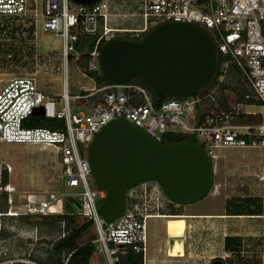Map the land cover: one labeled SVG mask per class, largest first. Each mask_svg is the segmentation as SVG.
<instances>
[{
    "label": "built area",
    "instance_id": "obj_1",
    "mask_svg": "<svg viewBox=\"0 0 264 264\" xmlns=\"http://www.w3.org/2000/svg\"><path fill=\"white\" fill-rule=\"evenodd\" d=\"M110 3L111 0H103L83 7L73 5L70 0H0V21L32 32L34 36L41 30L60 39V67L56 70L62 81L61 94L55 97L39 89L37 69L29 76L6 82L0 79V142L56 151L63 185L74 191L66 197L77 198V215L92 222L95 264H120L128 250L141 254L144 259L146 221L168 202L156 183L147 182L125 193V211L118 220L110 222L102 217L98 206L108 193L94 181L88 152L95 135L109 122L124 119L159 144L166 134L192 135L211 161L215 159L214 150L220 147L254 149L264 155V0H141L142 24L129 29L110 27ZM165 22L193 23L205 28L216 41L219 58L224 59L219 82L229 64H234L256 103L243 105L228 101L225 107L221 106L215 89L202 97L167 99L159 103L147 88L129 82L83 90L74 96L69 94V60L76 63L84 60L88 72H100L98 59L102 44L118 38L117 35L143 36ZM82 37L96 38L91 51L76 50ZM42 56L35 54L33 60L39 64L42 59L49 64V57ZM7 59L11 60L10 54ZM254 107L260 110L252 111ZM39 108L43 115L35 113ZM81 108L87 110L86 115L79 112ZM31 116L62 120L64 128L25 127V121ZM241 116L248 119L241 121ZM3 170L10 172V167L5 166ZM259 179L264 183V167ZM0 191L10 194L13 188L4 185ZM7 202L9 206L13 204L11 198ZM62 203V198L53 194L29 197L17 211L9 208L0 217L18 219L62 214ZM261 219L260 245L251 253L256 264H264V214ZM7 256L0 251V264H15L14 260L5 261ZM70 256L62 264H68ZM234 256L233 252H224L221 260H233Z\"/></svg>",
    "mask_w": 264,
    "mask_h": 264
},
{
    "label": "water",
    "instance_id": "obj_2",
    "mask_svg": "<svg viewBox=\"0 0 264 264\" xmlns=\"http://www.w3.org/2000/svg\"><path fill=\"white\" fill-rule=\"evenodd\" d=\"M70 1L89 7L103 0ZM219 62L216 41L205 28L177 22L158 24L138 40H110L101 46L98 59L101 74L110 82L139 78L161 100L195 98L209 89ZM35 113L43 115L41 108ZM88 163L96 184L108 193L98 210L110 222L124 214L125 193L143 183L155 182L179 205L201 201L213 184L212 161L200 144L161 145L124 119L109 122L95 135Z\"/></svg>",
    "mask_w": 264,
    "mask_h": 264
},
{
    "label": "rangeland",
    "instance_id": "obj_3",
    "mask_svg": "<svg viewBox=\"0 0 264 264\" xmlns=\"http://www.w3.org/2000/svg\"><path fill=\"white\" fill-rule=\"evenodd\" d=\"M38 1L42 2L43 0ZM140 4L141 0H111L110 13L112 14V22L110 21V27L129 29L141 25ZM31 33L21 30L20 27L11 26L5 21H0V73L11 74L8 78H13L14 76H29L37 69L39 71L36 76L38 84L41 87H45L48 84L50 74L54 76L59 74L56 69L59 68L60 61L55 62V60H60L61 41L54 34L45 33L41 30L37 31L36 36ZM117 37L133 38L129 34L117 35ZM9 54L11 55V60L7 59ZM35 54L40 57H43L42 55L49 57L50 63L47 64L40 59V63L37 64L33 60V55ZM79 62L83 63L84 60ZM79 62L76 63L75 60H69L68 63V92L70 95L77 93L78 87L86 83V80L80 76ZM42 64L44 65L43 68L41 67ZM226 96L230 103L233 102V95L228 93ZM57 110L60 111V108L58 107ZM248 110L251 111L249 108ZM259 110V107L252 108V111L257 112ZM72 111L76 112V109L73 108ZM79 112L83 115L87 114V110L84 108L79 109ZM12 145L0 142V163L9 164L13 168L22 171V167L27 161L39 158L47 162L51 161L55 167L52 170V175L62 185L63 193L67 194L62 197L63 202L69 192H74L63 185V174L60 169L56 168L59 162L57 156L56 159L49 154H45V157H43V153ZM248 150L254 149L220 147L214 150V155L217 159L213 160L217 163L213 185L218 187L216 190H218L222 201L227 207H232L235 204L239 205L240 212L245 214L249 211V207H253L254 211L260 208L262 204L260 191L264 185L259 179V176L263 175L264 155L259 150H254L255 152ZM246 154H251V159L247 158L248 161L254 159L260 163L255 165L237 164L238 161L246 160L244 156ZM213 203L221 204V200H214ZM9 207L13 211H17L19 205L13 202L9 206L8 202L4 203L0 198V212H3L0 214H6ZM76 220L79 224L83 223L80 217H76ZM36 221V219L30 220L24 217L18 219H13L6 215L0 217V251L8 254L4 259L5 261L14 260L15 264L54 263L56 258L54 252L50 251L52 248L51 244L57 241L60 231L52 232L50 231L52 228L42 227ZM239 228L243 229L242 225ZM60 229L62 230V227ZM251 232L255 234L254 236H257L260 233V225L251 226ZM92 236H94V232L91 228L82 238V241H87ZM150 257L151 253L148 249L145 254V260ZM96 260L97 257L92 256L89 264H95Z\"/></svg>",
    "mask_w": 264,
    "mask_h": 264
},
{
    "label": "crops",
    "instance_id": "obj_4",
    "mask_svg": "<svg viewBox=\"0 0 264 264\" xmlns=\"http://www.w3.org/2000/svg\"><path fill=\"white\" fill-rule=\"evenodd\" d=\"M58 61V59L55 60V62ZM71 61L73 60L71 59ZM10 76L11 74L0 73V79L3 82L12 79L8 78ZM80 76L86 80V83L79 86L78 92L72 96L80 94L83 90L96 88L92 79L84 76L82 72ZM38 86L46 94L59 96L62 91L60 73L58 76L50 74L48 84L45 87ZM12 146L24 147L26 150L43 153V157H45V154H49L56 159L57 156L59 160L58 154L52 148L27 144ZM248 151L255 152L254 150ZM244 156L246 160L238 161L237 164L255 165L258 163L254 159L247 160V158L251 159V154ZM216 159L215 156L214 160ZM57 165L56 168L61 171L59 162ZM212 165L214 166V180L217 163L212 161ZM5 166L10 167V172L5 171L7 176L6 185L13 188V192L7 194L0 191V195L6 196L7 199L11 198L14 203L20 205L29 197L49 196L50 194H53L56 198H62L63 187L52 175V170L55 167L51 161L47 162L42 158L27 161L23 165L22 171L13 168L9 164L0 163V183L4 177L3 168ZM0 186L2 185L0 184ZM217 188L212 184L209 194L201 201L191 205H179L168 200L156 213L158 218L153 216L146 221V253L149 249L151 257L147 260L144 257L143 264H210L215 260H219L223 264H256L251 253L257 250L260 245L262 234L261 216L264 214V185L260 191L262 201L260 208L254 211L253 207H249L246 214L240 212V207L237 204H233L234 210L232 207H227L222 201L218 190H216ZM217 199L221 200V204L213 203ZM172 217L183 218L184 220V230L177 238L170 236L167 231L168 218ZM239 223H241L243 229L239 228ZM256 224L260 225V233L254 236L255 234L251 232V226L254 227ZM174 243H178L181 247V253L176 256L170 254ZM224 252H233L235 254L233 260H221Z\"/></svg>",
    "mask_w": 264,
    "mask_h": 264
},
{
    "label": "trees",
    "instance_id": "obj_5",
    "mask_svg": "<svg viewBox=\"0 0 264 264\" xmlns=\"http://www.w3.org/2000/svg\"><path fill=\"white\" fill-rule=\"evenodd\" d=\"M142 36L126 38L129 40H138ZM96 38L94 37H82L79 39L76 44V50L79 52L91 51ZM103 45V44H102ZM87 56H83L86 58ZM224 62V59L221 57L219 62V72L216 77V80L211 85V87L203 92H200L197 96L202 97L209 93L210 91L215 89V96L217 98V102L221 106H226L228 97L226 96L228 93L233 95V102L239 103L243 105H253L256 103L251 98V90L250 87L243 81V77L239 69L234 64H229L226 70V74L221 82H219V77L221 75L220 69ZM79 68L83 74H85L88 78L92 79L95 83L96 88H100L102 86H106L111 84L109 80L106 79L105 76L101 74V72H88L87 62L84 61L79 62ZM132 84H138L145 88H147L152 94L154 100L156 102H162L164 100L158 99L150 86L139 78H134L129 81ZM249 96V98H247ZM247 98V99H246ZM173 99V98H171ZM170 99V100H171ZM167 100V99H165ZM248 118L245 116H241V121H246ZM25 127L29 128H46L50 130H61L64 128V123L62 120L58 119H46L39 116H31L24 123ZM196 140L192 135H184V134H166L162 137L160 142L161 145L168 144H176V143H195ZM4 172V173H3ZM2 174L4 177L2 178L1 185H6V174L3 171ZM0 198L4 203L7 202V197L4 195H0ZM78 202L77 198L69 196L66 197V200L63 202V212L62 214L48 215V216H25V219L37 220L36 222L40 223L42 227L52 228L50 231H60V236L57 241L52 245L50 251L55 254V261L53 264H62L63 256L67 257L71 254L68 264H89L90 259L92 258L94 252V245L92 241L94 240V236H92L87 241H82V238L90 231L92 228V222L86 221L82 218L83 223H77L76 217H80L77 215ZM3 213V212H0ZM81 218V217H80ZM62 227V230L60 229ZM62 232V233H61ZM63 236V237H61ZM51 260V259H50ZM42 263V262H41ZM120 264H143V258L141 254H136L131 250L126 252V255L121 259Z\"/></svg>",
    "mask_w": 264,
    "mask_h": 264
},
{
    "label": "bare ground",
    "instance_id": "obj_6",
    "mask_svg": "<svg viewBox=\"0 0 264 264\" xmlns=\"http://www.w3.org/2000/svg\"><path fill=\"white\" fill-rule=\"evenodd\" d=\"M122 38H124V37H122ZM124 39H126V38H124ZM183 230H184V220H183V218H178V217L168 218L167 231H168V234L170 236H172L174 238H177V237H179L182 234ZM180 253H181L180 245L178 243H174L172 250H170V254L172 256H176V255H178Z\"/></svg>",
    "mask_w": 264,
    "mask_h": 264
}]
</instances>
